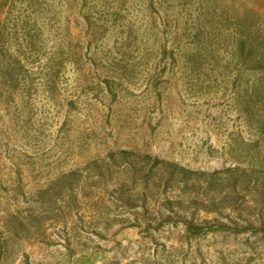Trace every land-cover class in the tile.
Here are the masks:
<instances>
[{
	"label": "rangeland",
	"instance_id": "1",
	"mask_svg": "<svg viewBox=\"0 0 264 264\" xmlns=\"http://www.w3.org/2000/svg\"><path fill=\"white\" fill-rule=\"evenodd\" d=\"M186 223L264 228V0H0V264H264Z\"/></svg>",
	"mask_w": 264,
	"mask_h": 264
},
{
	"label": "trees",
	"instance_id": "2",
	"mask_svg": "<svg viewBox=\"0 0 264 264\" xmlns=\"http://www.w3.org/2000/svg\"><path fill=\"white\" fill-rule=\"evenodd\" d=\"M175 168V167H174ZM181 174L183 173L184 175L186 174H190L188 173V171L184 170V169H178ZM171 222V221H168ZM162 224V221L161 223ZM176 225V223H174ZM184 232L186 234V236L188 237H196L199 236L201 234H205L207 232H229L231 234H241V233H250L252 235H261L264 236V228L260 227V228H253L250 226L247 227H243L242 229H237V228H230V227H225V226H221V225H217V226H213V225H196L193 223H186L184 224Z\"/></svg>",
	"mask_w": 264,
	"mask_h": 264
}]
</instances>
